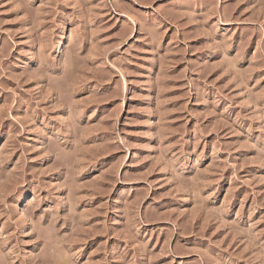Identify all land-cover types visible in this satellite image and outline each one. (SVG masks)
<instances>
[{
  "label": "rangeland",
  "instance_id": "374dc122",
  "mask_svg": "<svg viewBox=\"0 0 264 264\" xmlns=\"http://www.w3.org/2000/svg\"><path fill=\"white\" fill-rule=\"evenodd\" d=\"M0 264H264V0H0Z\"/></svg>",
  "mask_w": 264,
  "mask_h": 264
}]
</instances>
